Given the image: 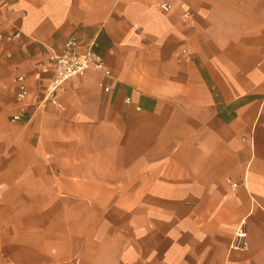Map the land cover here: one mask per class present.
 Listing matches in <instances>:
<instances>
[{
  "label": "crops",
  "instance_id": "obj_1",
  "mask_svg": "<svg viewBox=\"0 0 264 264\" xmlns=\"http://www.w3.org/2000/svg\"><path fill=\"white\" fill-rule=\"evenodd\" d=\"M165 1L0 0V264H264V0Z\"/></svg>",
  "mask_w": 264,
  "mask_h": 264
},
{
  "label": "built area",
  "instance_id": "obj_2",
  "mask_svg": "<svg viewBox=\"0 0 264 264\" xmlns=\"http://www.w3.org/2000/svg\"><path fill=\"white\" fill-rule=\"evenodd\" d=\"M155 6L161 11L171 9V4L165 0H151ZM50 62L53 64L54 76L49 86L48 99L52 103H56L54 93L61 89L63 84L74 77L84 74L87 69L93 68L109 75L110 72L103 66V61L92 49V44L80 45L74 36L68 37L59 53H53L50 56ZM18 81V99L25 100L27 97V87L25 78L17 76ZM108 90V88H105ZM20 119V114L13 116V120ZM246 247V233L243 227L239 228L234 236L231 244L232 249L242 250Z\"/></svg>",
  "mask_w": 264,
  "mask_h": 264
}]
</instances>
